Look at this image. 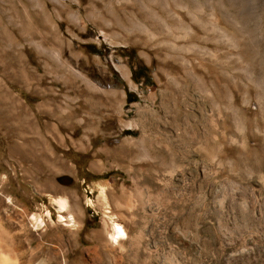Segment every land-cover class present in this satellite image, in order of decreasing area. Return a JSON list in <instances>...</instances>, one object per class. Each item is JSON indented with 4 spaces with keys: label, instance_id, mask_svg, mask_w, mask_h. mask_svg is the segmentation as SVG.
<instances>
[{
    "label": "rangeland",
    "instance_id": "rangeland-1",
    "mask_svg": "<svg viewBox=\"0 0 264 264\" xmlns=\"http://www.w3.org/2000/svg\"><path fill=\"white\" fill-rule=\"evenodd\" d=\"M0 246L264 264V0H0Z\"/></svg>",
    "mask_w": 264,
    "mask_h": 264
},
{
    "label": "bare ground",
    "instance_id": "bare-ground-1",
    "mask_svg": "<svg viewBox=\"0 0 264 264\" xmlns=\"http://www.w3.org/2000/svg\"><path fill=\"white\" fill-rule=\"evenodd\" d=\"M61 210L65 211V205L61 206ZM71 221L73 220V217L70 216ZM126 235L123 230V228L119 224L114 225V234L111 237V240L117 244L120 243L121 240L125 239ZM0 246V264H22L21 258L23 257V254H19L15 248H6V250H1ZM2 253V254H1ZM4 254V255H3ZM53 258V257H52Z\"/></svg>",
    "mask_w": 264,
    "mask_h": 264
},
{
    "label": "trees",
    "instance_id": "trees-1",
    "mask_svg": "<svg viewBox=\"0 0 264 264\" xmlns=\"http://www.w3.org/2000/svg\"><path fill=\"white\" fill-rule=\"evenodd\" d=\"M134 75H135V74H134ZM134 77H135V76H134ZM143 77H145L143 74L140 75L139 78H138V80H139L140 78H143ZM135 78H136V77H135ZM135 78H134V79H135Z\"/></svg>",
    "mask_w": 264,
    "mask_h": 264
}]
</instances>
